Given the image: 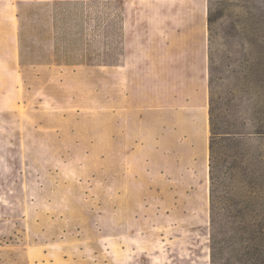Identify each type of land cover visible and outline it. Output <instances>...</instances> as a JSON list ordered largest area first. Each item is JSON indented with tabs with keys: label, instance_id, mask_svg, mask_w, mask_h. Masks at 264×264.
Wrapping results in <instances>:
<instances>
[{
	"label": "rangeland",
	"instance_id": "rangeland-1",
	"mask_svg": "<svg viewBox=\"0 0 264 264\" xmlns=\"http://www.w3.org/2000/svg\"><path fill=\"white\" fill-rule=\"evenodd\" d=\"M0 264H264V0H0Z\"/></svg>",
	"mask_w": 264,
	"mask_h": 264
},
{
	"label": "trees",
	"instance_id": "trees-1",
	"mask_svg": "<svg viewBox=\"0 0 264 264\" xmlns=\"http://www.w3.org/2000/svg\"><path fill=\"white\" fill-rule=\"evenodd\" d=\"M211 23V17L209 16V24ZM211 125L213 126L214 129V122L213 119L211 118ZM215 136V133L213 132V137ZM211 154L214 155V143L211 142Z\"/></svg>",
	"mask_w": 264,
	"mask_h": 264
}]
</instances>
